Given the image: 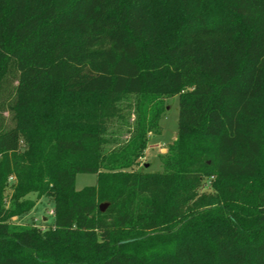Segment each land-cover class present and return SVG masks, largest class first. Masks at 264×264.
I'll use <instances>...</instances> for the list:
<instances>
[{"label": "trees", "instance_id": "obj_1", "mask_svg": "<svg viewBox=\"0 0 264 264\" xmlns=\"http://www.w3.org/2000/svg\"><path fill=\"white\" fill-rule=\"evenodd\" d=\"M11 175L0 264H264V0H0V199ZM35 191L53 226L9 223Z\"/></svg>", "mask_w": 264, "mask_h": 264}, {"label": "rangeland", "instance_id": "obj_2", "mask_svg": "<svg viewBox=\"0 0 264 264\" xmlns=\"http://www.w3.org/2000/svg\"><path fill=\"white\" fill-rule=\"evenodd\" d=\"M214 10H210V18L214 17ZM134 96L129 98V102L132 103L134 101ZM126 101H122L120 105L125 106ZM158 105L161 110L160 118L158 121L157 134H148V141L146 143V148L143 151L141 157L139 158V162L136 166L132 167L133 170H142L146 172H154L161 171L162 164L160 162V157L166 152L167 145L172 142L176 138L177 134V118H178V96L168 95V96H160L158 99ZM126 109V107H124ZM123 108V109H124ZM124 109V113L126 118H129L131 121L133 119V115L128 113L127 110ZM126 128L116 126H107V133L110 134L113 132V136H109V139H126L127 134H124ZM122 133V134H120ZM25 146L21 144L20 151H24ZM146 163L147 166L144 167L143 164ZM13 175H11L7 179V183L1 192V204L4 208H7L10 204V198L14 194L15 186L12 184L15 179ZM261 181V177L258 178ZM96 176L92 173H77L75 175V183L74 187L76 190H79L85 186H91L95 183ZM255 182H251L254 185ZM200 193L204 194H213L214 191L211 188V178L203 181L200 189H198ZM31 200L34 204L32 208H30L25 213L14 215L8 219V222L12 225H23V226H32L39 229H45L53 226L54 221V211H53V199L51 196L46 194H42L38 191L29 192L22 197ZM20 198V199H22ZM81 202L86 201L87 199L82 196L79 197ZM104 203V202H103ZM102 204L99 203V205Z\"/></svg>", "mask_w": 264, "mask_h": 264}, {"label": "water", "instance_id": "obj_3", "mask_svg": "<svg viewBox=\"0 0 264 264\" xmlns=\"http://www.w3.org/2000/svg\"><path fill=\"white\" fill-rule=\"evenodd\" d=\"M147 166V164L145 163L144 164V167H146ZM106 205H107V203H102V204H100L99 205V209L102 211L105 207H106Z\"/></svg>", "mask_w": 264, "mask_h": 264}]
</instances>
